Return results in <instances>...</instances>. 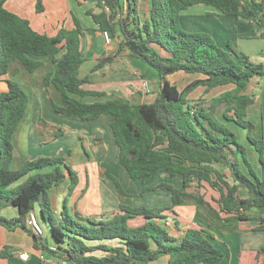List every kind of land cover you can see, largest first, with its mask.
I'll return each instance as SVG.
<instances>
[{
    "label": "trees",
    "instance_id": "trees-1",
    "mask_svg": "<svg viewBox=\"0 0 264 264\" xmlns=\"http://www.w3.org/2000/svg\"><path fill=\"white\" fill-rule=\"evenodd\" d=\"M6 1L0 0V77L8 74L13 61L35 72L44 65V57H51L55 68L45 74L43 83L59 93L61 102L51 101L54 110L82 120L112 114L118 163L129 176L145 182L154 171L164 170L173 177L181 176L183 189L164 181L145 186L143 192L170 191L172 204L148 207L122 203L107 218L86 217L71 210L67 197L63 209L56 213L51 190L66 180L67 172L71 189L78 182L77 173L67 161L71 150L68 155L27 159L20 168H12L14 135L26 116L30 96L19 82L10 80L7 88L0 91V226L11 231L23 229L39 248L67 264H152L162 256H169V264H186L198 257L223 259L224 251L214 244V237L202 225L189 226L180 237L161 221L167 219L162 211H174L186 196L195 197L199 206H209L225 224L233 219L257 220L253 229L264 230V140L248 135L260 153V175L248 159L246 146L228 127V122L252 126L245 117L255 99L246 89L253 77L264 76V65L256 63L231 40L221 46L211 33L189 31L181 24L182 12L205 4L244 19L238 24L242 36H254L255 26L262 29L260 36H264V0H152L149 17L144 21L139 0H84L94 1L100 8L99 12H89L97 29L120 39L115 54L99 59L94 70L126 52L155 73L159 83L155 97L142 103L85 88L92 81L80 75L87 58L81 46L84 29L76 16L74 28L62 26L50 36L6 8ZM35 8L37 13L44 12L45 0H36ZM179 72L197 76L179 88L168 79ZM227 86L232 88L211 98L189 97L198 88L209 93ZM86 96L99 100L87 102ZM220 111L222 119L217 116ZM61 134L62 129H58L56 135ZM107 177L124 192L116 176L107 173ZM241 188L247 189L250 196L242 197ZM208 199L215 201L219 210ZM38 206L42 213L41 217L38 215L40 223L48 229V234L42 236L36 235L27 223L28 215L36 212ZM8 207L17 208L18 215H3L1 212ZM138 217H143L144 223L132 225L130 220ZM110 240H117L118 244L105 243ZM14 250L6 246L0 257H12ZM97 250L102 254H96ZM259 252L264 256V248Z\"/></svg>",
    "mask_w": 264,
    "mask_h": 264
},
{
    "label": "crops",
    "instance_id": "crops-1",
    "mask_svg": "<svg viewBox=\"0 0 264 264\" xmlns=\"http://www.w3.org/2000/svg\"><path fill=\"white\" fill-rule=\"evenodd\" d=\"M55 1L56 0H45V10L42 13L36 12V0H7L5 2V6L20 16L29 19L33 28L38 32L45 33L50 36L56 35L62 26L69 29L74 28L76 26L74 16H76L84 29L81 46L87 58L86 62L80 69V75L82 77H89L92 81L90 84H86L85 88L106 91L108 93L107 96H123L134 103L152 101L156 92H149L147 94L148 97H146V95L142 93L140 85L141 80L144 78L143 74L153 77L151 81L158 82V80L155 79V73L145 64H138L137 61L132 60L126 52H122L116 56L112 63H107L102 68L94 70V66L99 59L115 54L118 42L120 41L119 38H112L111 42L108 43L104 32L97 29V25L94 23L93 17L89 13L90 11H100L96 2L76 0L78 4L82 5L81 7L83 11L79 14H75L70 9L71 12H66V17L63 18L64 20L61 23L62 17L56 16V14L61 13L60 8L55 6L56 9H52L51 7L55 4ZM59 1L60 2L58 3L63 6L64 4L69 3L70 0ZM26 3H30L34 7L36 19L33 17V10H29V12L26 11L28 10L25 9ZM151 8L152 0H139V12L143 21L149 17ZM36 13L40 17L36 15ZM240 21L245 20L235 16L225 15L214 7L205 4L191 6L181 14V24L185 29L189 31H205L211 33L221 46H225V42L227 40H231L234 45L240 49L242 43L244 42L243 40L245 39L264 38V36H260L262 29L257 26H255L256 33L254 36H242L238 32V24ZM254 55L257 57L256 62L259 61L264 65V52H257ZM250 57L253 58L252 55H250ZM43 61L44 65L38 69L41 70L38 81L36 84H33L31 88V95H29L30 102L25 116L28 118L26 142L24 143L25 145L22 144V142H18L15 146V157L13 162L15 167H19L21 164V161L16 162L17 154H19L20 158L23 156L21 160L25 162L26 159H34L44 155V153H46V148L44 146L50 145L51 143L61 144L62 142L64 149L70 150L72 146L79 147V144L84 146L87 142L88 146L91 147L92 152L90 151V153H93L95 156L94 159L96 160L94 162L99 163L101 174L99 175L98 187V211L95 214L94 210H88L87 212L86 208L80 207V201L76 202L78 207V210L76 211L86 217H110L118 211L119 206L122 203L130 204L132 206L146 205L152 207L156 204V202L146 196H148L151 192L163 189H151L145 192H143V189L145 186L157 185L161 181L172 183L177 188L183 189V179L181 176L173 177L167 171L157 170L154 171L152 176L145 182L140 179H134L135 181L133 182L136 184H133V186H126V182L124 183L119 180L124 189V192H121L115 182L111 178L107 177V173L114 174V172L110 170V168L106 165V162L104 163L107 158L106 156L109 148H115L116 159L118 161L119 147L116 144L111 126L114 116L110 113H105L96 120H82L57 113L54 110L51 101L53 100L56 103H60L59 93L54 87L46 88L43 83L45 74L48 71L53 70L55 68V64L53 63L51 57H44ZM12 64H14L13 68L18 70V73H15L16 77L28 74L26 72L29 71L23 68L18 62L13 61L10 65ZM29 73L35 74V72ZM139 77L141 78L138 80ZM5 78H7V75L0 77V91L7 88L8 81H5ZM131 83L135 84L133 86L134 90L130 87ZM246 93L252 95L255 99L254 103L248 107V113L253 106L256 107L255 111L257 112V106L260 104V106H263V108H261L263 114L264 76L253 77L246 89ZM195 96L196 95H193V93L189 95L191 99H196ZM84 100L87 102H94L99 100V98L86 96ZM58 129H62L63 131V134L60 136L56 135ZM68 136H70V138H67ZM65 138H67L66 141ZM69 160L70 155L68 156L67 161L69 162ZM154 174L160 175V178L156 177V182H151ZM109 180H112L116 187L111 185ZM163 191L165 192L158 193L160 195L159 199H163L162 203H164L165 206L171 205V192L168 190ZM213 192H210V194ZM213 194L217 196L216 192ZM51 195V199L55 201V212L59 213L63 209L62 204H64L66 192H60V190L54 188L51 190ZM240 195L242 197H249L250 193L247 189L241 188ZM188 197L189 196L185 197V201L180 204V206L188 202ZM67 202L69 208L73 210L75 204L74 196L71 197V199L67 198ZM201 207H204L206 212L203 214L204 220L200 221H210L211 225L214 227L219 224L217 222L219 221L222 226L220 232L216 235H213L210 230L208 232L214 237V244L224 251L225 256L221 260L206 259L205 257L193 258L188 260L186 264H264V256L259 252L264 248V230L253 229V226L258 224L257 220L240 221L238 219H233L229 224H225L219 217L217 219L218 215L215 211L214 212L216 214L210 211V209H208L205 205H196L197 209ZM215 208L219 210V205L217 203ZM38 211L36 210L38 215H40L41 211ZM172 212L175 213V210ZM1 213L10 218L17 216L18 210L15 207H8ZM175 215L177 216L173 217L167 215V219H162L161 221L163 223L165 222V224L169 222L170 224L167 228L176 236H183L185 230L191 225L200 224L204 228L206 227L205 224L197 221L195 217H193L191 221H184L180 220L181 218H176L179 217L178 215L180 214ZM144 221L145 219L143 217H138L130 220V223L132 225H140L144 223ZM210 223H208V225H210ZM19 231L24 232L26 235L23 236L26 237H22V239L15 238L13 236V232ZM44 231V235L48 234V229L46 231L44 228ZM105 243L118 244L117 240L105 241ZM6 246H12L16 249L23 248L30 253V257L25 261L21 260L17 255H13L9 258L0 257V264H67L59 257L48 253L42 248H39V246L35 243L34 238L28 232L20 228L11 231L4 226H0V252L4 250ZM95 253L101 255L102 251L97 250ZM137 264L146 263L138 262ZM152 264H169V256H162L155 260Z\"/></svg>",
    "mask_w": 264,
    "mask_h": 264
},
{
    "label": "rangeland",
    "instance_id": "rangeland-1",
    "mask_svg": "<svg viewBox=\"0 0 264 264\" xmlns=\"http://www.w3.org/2000/svg\"><path fill=\"white\" fill-rule=\"evenodd\" d=\"M58 2H60V1L56 0L54 2L55 4L52 5L51 7H52V9H56L55 6H57V8H60L61 13L60 14L55 13V14L57 17H62L61 23L64 20L63 18L66 17V12H68V13L71 12L70 9L75 14H79L83 11V9L81 7L82 5L78 4L76 0H70L69 3L64 4L63 6H61ZM25 9H28V10H26L28 12H29V10L30 11L33 10L34 11L33 17H34V19H36L34 7L30 3H26ZM36 15H38V14L36 13ZM243 41L244 42L242 43L240 50L245 52L248 55H252L253 58L252 57L251 58L254 59V61L256 62L257 57L254 54H256L257 52H264V38L245 39ZM249 52H253L254 54L249 53ZM256 63H260V62L257 61ZM13 67H14V64L10 65L9 70H8V74H7V78H5V81L11 80V81H16V82L21 83L24 90L29 95H31V92H32L31 88H32L33 84L37 83L38 78H39V73L41 70H36L35 74L26 72L28 74L19 75V77H16L15 73H18V70H16ZM179 73L170 75L168 77V79L171 82L177 83L179 88H183L190 80H193L197 76L195 74H187L184 72H179ZM141 77H139L138 80ZM134 85H135L134 83H131V85H130L131 89H133V90H134V87H133ZM230 88H232V86L219 87V88H216L215 90L210 91L209 93L204 92L203 88H198L195 91H193L192 93H193V95H196L195 97L197 100L199 97L211 98V97L218 95L219 93H221L227 89H230ZM141 90H142V86H141ZM157 90H158V82L157 81H151V79H150V91H151V93L152 92L155 93V92H157ZM142 93L145 94L146 97H148V95H147L148 92H144L142 90ZM255 108L256 107L253 106L251 108V110H249V113L247 112L248 114L245 117V119L248 122H251L252 126L247 125L246 127H242L235 122H228V127L237 134L239 141L243 145L246 146L248 159H249L252 167L258 173L262 174V164L260 161V153L257 150V148L255 147V145H253L251 143V141H249V139H248V135L250 134L251 136H253L256 139H263L264 140V133H263L264 132V112L262 114V110H261V108H263V106L262 105L260 106V104H259L257 106V109H258L257 112L255 111ZM217 116H219V118L222 119L221 111L217 113ZM27 125H28V118L24 117V119L20 123L18 130L14 136L15 146L17 145L18 142H22V144H24L26 142ZM67 138H70V136H68ZM67 138H65V141ZM44 147L46 148V153H44V155H42V156L68 155V152H69V150L64 149L62 142H61V144L51 143L50 145H45ZM43 150H44V148H43ZM70 150H71V153H70L69 164L72 167V169L77 173L78 182L71 189L70 185H71L72 180H71V178L67 172L66 180H64V182H62L60 184V186H58L55 189L60 190V192L61 191L66 192V197L69 199H71V197L74 196L75 204H74L73 209L75 211L78 210L76 202L80 201V207L86 208L87 212H88V210H94V214H95L99 209V203H98V201H99L98 200V196H99L98 190L99 189H98V187H99V175L101 174L100 169H99V163L94 162L96 160V159H94L95 156L93 153H90L91 147L88 146L87 142L84 144V146H82V144H79V147L72 146ZM106 157L107 158L104 161V163L106 162V165L110 168V170H112L114 172V174H115V175L113 174L114 176L119 178L120 181H123L124 183L126 182L127 183L126 186H128V185L133 186V184H136L133 182L135 180L130 178V176H129L127 170L124 168V166H122L118 163V161L116 159L115 148H109ZM22 158H23V156L20 158L19 154H17L16 162L21 161V164L19 165V167H15L14 165H12L13 169H18L22 166V164H24V162L21 160ZM245 168L246 169L244 171L248 172V168L247 167H245ZM125 175H126V177H125ZM156 177L160 178V175L154 174L151 182H156ZM109 183L111 185H114V187H116L112 180H109ZM137 185H140V184H137ZM161 192H165V191L158 190L156 192H151V193H149L148 196H146V197H150L151 200L156 202V204L152 207L165 206V204L162 203L163 199H159L160 195L158 193H161ZM209 194H210V192H209ZM146 197H144V198H146ZM187 199H188V202L184 203L183 205L175 206V209H174L175 213L170 211V210H164V211H162V213L164 215L173 216V217L177 216L175 214H180V215H178L179 217H176V218H181L180 220H184V221H191L192 218L195 217V219L197 221L206 225L205 228L207 231L210 230V232L213 235H216L217 233H219L221 228H222V226L220 225V222L217 221L219 224L214 227L211 225L210 221L209 222L200 221V220H204L203 214H204V212H206V209L204 207L203 208L201 207L199 209L196 208L198 201L195 197L189 196ZM209 200L213 204V207H215L216 202L213 201L212 199H209ZM54 203H55V201L52 200V208L55 211L56 208H55ZM62 207H63V204H62ZM206 207L208 209H210L209 206L206 205ZM36 210L40 211L39 206L37 207ZM210 211H212L214 214H216L214 212V210L210 209ZM48 215H49V213L47 212V216ZM54 215H56V214H54ZM217 219H218V216H217ZM208 223H210V225H208ZM43 227L47 231V225L44 224ZM23 235H26V234H24V232H22V231L13 232V236L15 238H18V239H22V237H26ZM212 241L215 242V240H213V239H212ZM18 249H23V248H18ZM23 250H25V249H23Z\"/></svg>",
    "mask_w": 264,
    "mask_h": 264
},
{
    "label": "built area",
    "instance_id": "built-area-1",
    "mask_svg": "<svg viewBox=\"0 0 264 264\" xmlns=\"http://www.w3.org/2000/svg\"><path fill=\"white\" fill-rule=\"evenodd\" d=\"M106 41L108 43L111 42L112 38L110 37L109 33L107 31L104 32ZM141 86H142V90L144 92H151L150 91V80L143 78L141 80ZM27 223L30 226V228L32 229V231L39 236L44 235L45 231H44V227L43 225L40 223L39 220V216L36 212H31L28 217H27ZM170 223L167 222L166 226H168ZM15 255H17L21 260H28L30 257V253L26 250L23 249H16L14 250Z\"/></svg>",
    "mask_w": 264,
    "mask_h": 264
},
{
    "label": "water",
    "instance_id": "water-1",
    "mask_svg": "<svg viewBox=\"0 0 264 264\" xmlns=\"http://www.w3.org/2000/svg\"><path fill=\"white\" fill-rule=\"evenodd\" d=\"M42 214V213H41ZM43 216V215H42Z\"/></svg>",
    "mask_w": 264,
    "mask_h": 264
}]
</instances>
